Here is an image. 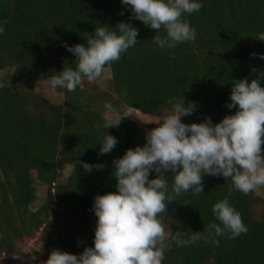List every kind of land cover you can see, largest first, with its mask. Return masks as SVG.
Wrapping results in <instances>:
<instances>
[{
    "label": "trees",
    "instance_id": "obj_1",
    "mask_svg": "<svg viewBox=\"0 0 264 264\" xmlns=\"http://www.w3.org/2000/svg\"><path fill=\"white\" fill-rule=\"evenodd\" d=\"M199 2L203 7L184 17L196 30L195 40L161 49L152 37L165 35L163 30L155 33L131 19L130 7L120 0H0V71L12 70L0 86V259L5 260L0 264L18 256L25 240L36 236L47 258L53 249L78 255L92 247L94 197L117 190L112 161L143 146L146 133L171 114L173 104L184 99L185 105H196L192 115L181 117L183 123L208 117L215 124L236 111L226 107L235 81L260 78L264 87V41L256 39L264 32V0ZM122 21L138 29V42L105 66L111 72L105 90L85 79L72 92L58 87L55 94L62 101L54 102L47 77L76 68V57L64 45L87 46L84 33L93 34L99 26L114 30ZM106 102L115 113L134 109L156 123L122 116L118 126L106 130ZM106 132L118 143L100 155ZM80 162L105 167L86 172ZM66 166L71 172L60 181ZM164 179L175 196L173 174ZM36 186L45 193L38 207ZM231 187V180L206 175L203 193L182 192L158 218L173 232H202L210 223L219 224L212 207L227 197L247 233L216 237L219 246L169 242L162 264H264V199L234 189L229 196Z\"/></svg>",
    "mask_w": 264,
    "mask_h": 264
},
{
    "label": "clouds",
    "instance_id": "obj_2",
    "mask_svg": "<svg viewBox=\"0 0 264 264\" xmlns=\"http://www.w3.org/2000/svg\"><path fill=\"white\" fill-rule=\"evenodd\" d=\"M120 3L130 7L131 19L142 22L155 33L163 30L165 35L152 37L161 49L195 40L196 30L184 17L203 7L199 0H120ZM3 34L4 28L0 26V35ZM83 35L87 46L64 45L76 57L75 70L63 68L47 77L52 94L58 87L75 91L85 79L94 82L105 66L118 61L136 45L139 31L131 23L122 21L114 30L99 26L93 34ZM256 39L264 41V32L258 33ZM260 58L264 59V55ZM226 107L236 111L218 123L205 117L201 123L186 124L181 117L192 115L196 105L193 102L185 105L184 99L173 104L171 114L146 133L143 146L127 149L122 157L112 161L117 190L94 197L92 210L97 219L93 246L85 247L78 255L53 249L44 264H162L169 242L181 247L203 240L219 246L216 237L230 233L236 238L247 233L240 212L230 205L227 197L212 207L219 224L210 223L202 232L190 231V235L173 232L158 218L159 214L167 213L168 203L182 192L203 193L206 175L231 180L229 196L233 189L248 195L264 186V87L261 79L235 81ZM104 108L102 127L107 130L118 126L121 119L113 120L111 114L116 112L113 105L106 102ZM117 143V138L106 132L99 154L110 153ZM80 163L86 172L94 167H105ZM168 172L173 174L175 196L169 194L164 179ZM152 173L155 178L149 179ZM13 258L19 257L13 255Z\"/></svg>",
    "mask_w": 264,
    "mask_h": 264
},
{
    "label": "rangeland",
    "instance_id": "obj_3",
    "mask_svg": "<svg viewBox=\"0 0 264 264\" xmlns=\"http://www.w3.org/2000/svg\"><path fill=\"white\" fill-rule=\"evenodd\" d=\"M11 73H12V70L8 71V69L0 71V86H3L4 84L8 82L7 81L8 76ZM110 77H111L110 69L105 68L101 76L97 78L94 82H88L87 80L86 82L88 84L97 85V87L100 90H105L107 81L110 79ZM45 90H48V89L45 88ZM51 99L54 102L62 101L61 96L57 94H52ZM113 116L116 121H119V119L123 116L131 121L138 122V123H146V124L156 123V121L153 120L152 118L146 117L142 113L134 109H125L123 114L115 113ZM70 172H71V168L69 166H66L64 170L62 171L60 181H64L68 177ZM36 188H37L36 189V201L34 203L35 204L34 206L38 207L42 203L45 193L41 187L36 186ZM253 192L257 197L264 199V186L258 187ZM18 257H19L18 259L12 258L10 261H8L7 264H44V261L47 260V257L41 247L38 236L34 237L33 239L25 240V242L21 245L19 249ZM0 262L4 263L5 260L0 259Z\"/></svg>",
    "mask_w": 264,
    "mask_h": 264
}]
</instances>
